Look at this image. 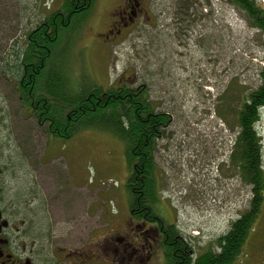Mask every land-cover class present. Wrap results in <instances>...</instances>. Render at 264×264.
I'll list each match as a JSON object with an SVG mask.
<instances>
[{"label": "rangeland", "instance_id": "374dc122", "mask_svg": "<svg viewBox=\"0 0 264 264\" xmlns=\"http://www.w3.org/2000/svg\"><path fill=\"white\" fill-rule=\"evenodd\" d=\"M60 1L0 0V55L2 49L6 54L16 50L15 44L12 49L15 42L23 46L22 31L44 19L50 9L47 4L53 9ZM116 1L92 0L84 15L69 21L72 29H58L59 39L50 52H64L63 66L74 84L81 79L103 85L145 79L150 99L170 118L154 149L159 208L166 222L173 221L192 244L205 247L226 231L227 220L244 207L248 196L243 185L240 196L237 174L227 158L236 129L230 130L215 107L226 110L228 104L220 96L224 89L230 90L228 96L238 98L242 91L260 84L263 31L252 26L244 10L228 0H193V5L185 6L188 10L182 11L178 4L183 0H160V11L152 6V21L145 31L136 29L115 43L117 40L106 34V27ZM195 3L200 5L198 12ZM256 6L260 10L257 16L262 18L264 0H256ZM182 12H186L185 17L175 19ZM6 92L11 121L6 139L9 149L23 148L28 154L40 145L43 151L46 135L35 143L36 136L33 138L30 131L32 126L36 131L38 124H21L22 108L10 82ZM258 114L254 131L264 168L262 107ZM224 116L233 122V110ZM108 124L114 126L115 122ZM104 125L82 122L70 139H53L44 152L48 211L36 208L34 229L41 240L50 238L52 245L86 249L96 257L87 264H163L161 253L154 248H146L139 256L129 255V241L140 242L128 227L141 220L128 212L125 143ZM14 159L20 165L16 168L21 175L19 188L25 182L22 172L27 167L16 152ZM261 211L262 228L258 226L255 236L247 240L235 264H264L259 261L264 245L258 244L264 235V204ZM141 230L140 225L136 231ZM146 251L151 253L149 257Z\"/></svg>", "mask_w": 264, "mask_h": 264}, {"label": "trees", "instance_id": "16d2710c", "mask_svg": "<svg viewBox=\"0 0 264 264\" xmlns=\"http://www.w3.org/2000/svg\"><path fill=\"white\" fill-rule=\"evenodd\" d=\"M228 1L241 7L248 22L264 32V15L261 14L262 18L257 16L260 10L256 6V0ZM50 4H47V7L51 9ZM193 4L194 2H191V5ZM50 9L44 13L45 17L42 21L28 31H26L27 29L23 31L22 36L26 35V52H35L34 50L38 52L41 48V53L44 55L47 49H51V46L58 41V29L73 28L67 21V19L76 16L73 11V0H61L57 7ZM29 36L30 38H28ZM51 53L52 62L47 64L52 66L53 77L50 80H53L54 86H47L48 89L47 92L44 91V96L51 95L55 99L57 112L71 115L75 122L74 132L78 130L82 122L89 121L90 124L101 122L106 124L104 128L124 141L126 162L129 165V173L124 182L130 199L128 206L129 209L139 208L137 213L131 214L140 219L145 217L148 220L147 223L150 221L160 223L165 215L162 214L158 205L160 194L156 183L158 172L154 162V149L158 139L165 134L164 126L170 122L169 115L164 114L162 110L155 113L156 106H160V104L154 105V101L148 95L147 85L145 91L137 89L136 102L134 91L127 85L128 83L118 88L116 84L103 85L81 79L74 84V81L69 79L70 74L67 69L63 66L64 52ZM19 54L21 61L24 60V57L31 56L22 52ZM144 82L145 80H142V83ZM226 90L224 89L220 94L228 104L226 110L223 112L215 107V111L225 119L231 127L230 130L236 129L234 143L227 158L233 173L236 170L239 172L242 183L253 185V193L257 197L259 195L260 200L256 199L257 205L259 204L258 206L261 208V199L264 193V168H262L260 157L261 148L254 131V122L258 119V111L262 107L261 102L264 101L261 99L260 84L250 91H242L238 98L228 96L227 93L230 90ZM233 100L238 105H234ZM137 105L138 114L133 113L131 109ZM227 110H233L234 119L231 124L229 119L224 116ZM152 113H155L154 121L149 120H152L150 116ZM112 121L115 122V125L107 126L111 125L108 123H112ZM170 223L165 225L171 238L167 239V246L164 243L165 249H162L164 250L163 264H235L242 254L250 224L246 218L231 221V226L215 241L208 242L205 247H197L182 233L178 225L173 221Z\"/></svg>", "mask_w": 264, "mask_h": 264}, {"label": "flooded vegetation", "instance_id": "af4514ba", "mask_svg": "<svg viewBox=\"0 0 264 264\" xmlns=\"http://www.w3.org/2000/svg\"><path fill=\"white\" fill-rule=\"evenodd\" d=\"M91 1L92 0H73L74 3H78L73 5V11L76 13L74 19L87 12L91 7ZM117 1L118 4L109 12V25L106 27V34L114 37L115 40H117L115 43L121 42L124 35H131L136 29L145 31L147 25L151 24L150 21H152L149 16V13L152 12V6H158L155 10L160 11V0ZM196 1L200 2L203 0ZM191 2L194 1H181L178 4V10L182 11L185 6L191 5ZM172 4L173 2H171V5ZM199 6V4L195 3L196 12H198ZM202 8H204V5H202ZM185 15L186 12H182V14H179L175 19L179 16L185 17ZM204 17H206V15H204ZM71 19L72 18H69L67 21ZM154 19L153 16V21ZM262 33L264 35V32ZM185 35L186 33L183 34V37H185ZM24 37L25 43L23 46L15 42L13 43L12 49H14L15 44L16 50L7 52L8 54H6L4 52L5 49H2L0 55V57H2L0 58V264H87L91 259L96 257L93 254L90 255L89 251L86 249L79 247L80 249L76 248L73 250L55 244L52 245L53 242H51L50 238L49 240L47 238L41 240L38 237L39 232L34 229L32 214L37 213L36 208L44 212L48 211V199L46 197L48 188L45 179L48 170L47 166H45L46 160L43 154L50 147V144L53 143V139H70L73 135L72 132H74L75 122H73L71 115L57 112V103L51 95L47 97L44 96V91L47 92L48 89L47 86H54L53 80H50V78L53 77L52 66L47 64L52 62L51 49L48 48L44 55L41 53V48L38 52L37 50H34L35 52H26V35ZM28 38H30V36ZM32 41L34 42L33 39ZM29 45L30 43L28 46ZM261 47L263 49V56L261 57L262 65L259 67L258 71L261 99H264V40L262 41ZM20 52L27 55L30 54L31 56H23L24 60L21 61ZM137 80L136 78L133 79V81L127 80L121 82L118 80L115 84L119 88L123 84L128 83L127 85L134 91L133 95H135L136 98L138 88L144 91L146 89V83H142V81L138 82ZM9 82L17 97V103H19V106L22 108L18 118L19 120L21 119V124L27 125V122L38 124L36 131L33 126L30 131L33 138L36 136L35 143H39L42 134H45L47 137V144L43 147V151L40 150V145L33 147L32 152L28 149V154L24 153L25 150L23 148L17 147L16 150L9 149L11 144L10 142L7 144L6 140L9 134L7 129H9V123L11 122L9 119L10 115L6 110V108L9 107V96L6 92V87L9 86ZM135 101L137 102V98ZM261 103L262 109H264V101ZM131 109L133 113L138 114V105ZM159 110H162L166 115L168 114L162 107L157 105L155 113ZM155 113L150 114L152 120L148 117L150 121H154ZM168 124L164 127H167ZM23 127L22 132L26 134ZM40 131L43 132L41 133ZM159 136L161 137L162 134ZM14 152H16V157L22 162H25L24 165L27 167L26 170L22 172L25 182L21 185L22 187L19 188L18 179L21 175L17 174L16 168L20 165L19 163L16 164ZM234 173L237 174L240 190L243 185L248 190V196L246 197V202H243L244 207L236 209L230 216L227 221V228L231 226V221L236 219L243 220V218H246V220H249L248 236L244 240V246H246L248 243L247 240L251 238V236H255V231L258 226L262 228L261 216L263 214H261L262 211L258 206L259 204L257 205L256 199L258 198L259 200V195L258 197L254 195L252 190L253 185L242 183L239 172L236 170ZM240 192H242V190L239 191V193ZM261 200L262 203H264V193L262 194ZM138 209L137 207H132L128 212L133 216L131 213H137L136 211H138ZM140 220L141 223L139 224L132 221V225L128 227V230H132L134 237L140 242L138 245L131 241H129V244L127 243L130 250L129 255L134 253V255L137 254L136 256H139L146 248L152 250L154 248L156 250L154 252H160L161 256H164V250L162 249H165V245L167 246V239L171 238L167 233L165 225L171 223L166 222L165 218H162V220L158 218L161 224L151 221L147 223L145 217ZM140 225L143 227V230L138 232L136 230H138ZM259 238L260 241L258 244L264 245V235ZM261 249L259 261L261 260L264 262V250L263 248ZM115 251L118 250L115 249ZM150 255L151 253L148 252L147 257Z\"/></svg>", "mask_w": 264, "mask_h": 264}]
</instances>
